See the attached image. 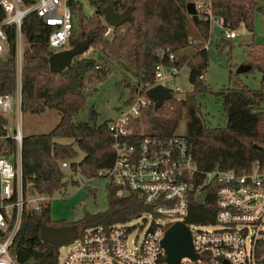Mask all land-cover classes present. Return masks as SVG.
Returning <instances> with one entry per match:
<instances>
[{"label":"trees","instance_id":"obj_1","mask_svg":"<svg viewBox=\"0 0 264 264\" xmlns=\"http://www.w3.org/2000/svg\"><path fill=\"white\" fill-rule=\"evenodd\" d=\"M189 0H118L114 6L122 11L127 5H134L133 21H125L112 26L105 34L108 24L102 17V7L106 0H88L94 10L86 14L81 0H69L72 8V32L66 46H72L87 36L89 47L97 53L77 55L63 70L51 71L48 55L51 53L47 37L53 26L46 24L35 12L27 13L22 19L21 31L27 42L23 52L20 109L22 112H43L54 109L59 120L44 132L22 135L20 146V166L23 193L34 192L50 195L68 183L76 181L61 166L63 159H69L72 170L87 178L97 175L100 168L113 164L115 152L113 137L108 122L95 121L96 111L91 110L89 119L73 120L72 115L82 108L88 86L100 80L110 71L105 63L109 59L119 62L127 59L138 77L139 84L151 86L155 79L157 63L189 65V81L192 89L185 91L180 99L171 97L154 109L153 103L142 107L132 119L136 131L141 130L142 117H146L151 130L143 134L170 136L177 134L176 127L182 115L186 117V131L183 133L190 145L192 159L201 171L218 167L220 169H246L256 158H264V43H253L252 57L245 63L255 67L261 74L259 88H250L235 83L217 91L223 98L226 110L224 126L207 127L196 102L195 95L207 89L200 78L208 63L205 46L210 36L209 24L199 19L194 23L186 12ZM212 10L224 18L232 27L243 24L249 31L253 29L255 12L264 15V0H212ZM192 39V42L189 40ZM187 46L194 48L190 56L181 50ZM159 49H165L163 55ZM174 58L169 59V53ZM187 58V59H186ZM125 64V63H123ZM147 83V84H146ZM146 84V85H145ZM16 86L14 33L8 36V52L0 57V93L13 92ZM148 86V87H149ZM135 87V91L136 88ZM135 96L129 98V103ZM7 120L0 113V135L6 133ZM61 136L73 138L71 142H60ZM257 144L259 147L254 146ZM77 147H76V146ZM78 149L83 156H78ZM0 154L16 160V141L12 136L0 138ZM215 184L203 187L207 192L204 204H198L194 197L190 201L187 223H212L215 214ZM107 207L105 210L89 213L78 221L55 220L50 214L49 198L39 203L38 209L25 207L19 229L10 247L19 264H27L32 258L35 264H57L60 245L42 240L39 230L42 223L63 225L76 223L78 233L91 226H107L121 222L148 207L134 192L118 194L119 185L112 181L106 184Z\"/></svg>","mask_w":264,"mask_h":264},{"label":"built area","instance_id":"obj_2","mask_svg":"<svg viewBox=\"0 0 264 264\" xmlns=\"http://www.w3.org/2000/svg\"><path fill=\"white\" fill-rule=\"evenodd\" d=\"M193 1L198 18L208 22L209 31L211 21H215L223 28L225 37L237 36L236 28L213 12L212 0ZM31 11L53 26L47 37L51 52L66 47L72 32L69 0H0V57L8 52V36L13 32L14 91L19 108L22 44L25 40L21 23ZM111 30L112 26L108 25L105 34ZM165 51L159 49L158 53L163 55ZM173 58L174 53L170 52L169 59ZM180 68L176 64L157 63L152 85L175 76ZM200 78L204 79V74H200ZM143 86L137 87V94L127 108L120 110L108 122L115 158L111 166L98 169L97 175H105L119 185L118 194L134 192L148 207L134 216L146 213L147 217L142 219L141 225L129 224V217L107 226L83 229L66 242L73 246L63 258H60L59 251L57 264H167L161 240L165 230L177 220L183 221L190 229L197 254L196 258L182 256L179 264H264V158L254 159L248 168L242 170L215 167L201 171L192 159L190 145L183 133L160 136L135 130L132 119L142 107L153 103L142 92ZM171 89L172 97L180 99L181 95L177 93L180 87ZM13 92L0 93V113L3 116L13 109ZM20 110L13 131L7 123L6 133L0 135V138L12 136L16 141L15 162L0 154V264H19L10 247L19 229L23 209H38L39 203L49 198L44 192L23 193ZM68 165L66 159L61 161L62 167ZM88 180L85 185H88ZM210 183L216 185L214 221L187 223L185 219L190 213L191 197L195 199L197 193L206 191L203 187ZM143 226L146 228L138 241L139 230Z\"/></svg>","mask_w":264,"mask_h":264},{"label":"rangeland","instance_id":"obj_3","mask_svg":"<svg viewBox=\"0 0 264 264\" xmlns=\"http://www.w3.org/2000/svg\"><path fill=\"white\" fill-rule=\"evenodd\" d=\"M81 1L83 2L86 14L93 13L94 8L89 4L88 0ZM235 30L238 32L237 36L227 38L220 25L215 21H211L210 23V36L206 42L208 63L204 70L203 79V82L207 85V89L195 95L196 102L200 108V115L207 127L224 126L226 123L227 115L223 106V98L221 95L216 94L219 89L232 86L235 83L245 84L253 89L260 87L261 74L255 67L240 73L236 72V68L252 57V41L264 43V15L258 11L254 13L252 31L247 30L242 23ZM26 46L27 42L23 40L22 59ZM88 51L97 53L96 50L94 51L90 47ZM193 51L194 48L192 46H187L181 50L187 56H190ZM80 55H84V53ZM120 60V62L116 59L107 60L105 65L110 67V71L100 80L96 81L93 79L94 83L86 89L88 93L86 94L82 108L72 115L73 120H88L90 111L93 109L96 111L95 121L100 123L104 120L115 118L120 110L127 108L129 98L137 94L135 87L137 84L138 86L141 84L138 83L139 80L134 68L131 65H126L127 59L123 56ZM189 68L188 63H184L178 74L161 79L160 82L170 88L179 86L180 91L177 93L182 96L185 91L192 89V84L189 81ZM13 101L12 111L4 115L7 119L9 117L6 120L10 131H13L15 128L17 113L20 109L15 91L13 92ZM58 120L59 114L54 109L48 108L40 113L21 111L22 134L47 131L56 125ZM140 121L142 131L151 130L150 123L146 117H142ZM185 131L186 117L184 114L178 122L176 132L185 133ZM57 140L60 142H71L73 138L61 136ZM83 154V151L78 149V156L75 160H79ZM67 160L69 161V159ZM63 170L66 173V178L72 177L76 182H70L66 187L56 190L50 195V214L53 219L78 221L86 214L106 209L107 193L105 187L107 182L110 181L107 176L93 175L88 180L80 172L72 170L70 164L63 167ZM86 180H88V185L84 184ZM145 217H147L146 213H142L139 217L132 216L128 220V223H139L141 225L142 219ZM145 228L146 226H143L139 230L138 241L141 240ZM72 246L73 244L71 243L61 244L59 248L60 258H63ZM35 262L36 259L32 258L27 264H35ZM77 264L88 263L80 262Z\"/></svg>","mask_w":264,"mask_h":264},{"label":"water","instance_id":"obj_4","mask_svg":"<svg viewBox=\"0 0 264 264\" xmlns=\"http://www.w3.org/2000/svg\"><path fill=\"white\" fill-rule=\"evenodd\" d=\"M118 0H106V5L101 9L102 17L106 24L110 26H118L125 21H133L134 5H127L122 11L115 9L114 4ZM186 12L191 16L194 23L199 22L195 2L189 0L186 2ZM90 39L87 36L83 40L76 42L72 46H66L62 49L51 52L48 55V65L51 71H61L72 62L77 55L86 53L89 48ZM250 68L249 63H241L236 68V72H245ZM145 94L153 102L154 109L160 107L163 102L172 97V89L162 83L153 84L145 89ZM254 146L259 147L256 143ZM207 198V192L202 191L196 194L195 201L202 205ZM78 225L76 223L51 225L42 223L39 230V236L42 240L54 244L61 245L72 240L78 233ZM2 235V232H0ZM161 243L165 248L167 264H179L182 256L196 258L191 233L188 226L181 220L172 223L164 232Z\"/></svg>","mask_w":264,"mask_h":264}]
</instances>
